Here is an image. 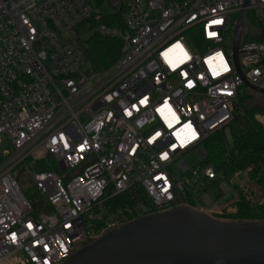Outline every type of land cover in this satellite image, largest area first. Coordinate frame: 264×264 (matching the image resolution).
<instances>
[{
    "label": "built area",
    "instance_id": "built-area-1",
    "mask_svg": "<svg viewBox=\"0 0 264 264\" xmlns=\"http://www.w3.org/2000/svg\"><path fill=\"white\" fill-rule=\"evenodd\" d=\"M104 1L122 26L96 31L122 48L94 72L80 30ZM244 9L241 67L264 87V0H0V140L12 145L0 151V264L63 262L129 220L106 202L136 185L150 200L137 216L180 204L226 215L214 207L237 192L221 181L215 198L207 184L219 173L207 165L199 183L188 157L205 162V142L238 109L232 41ZM47 156L58 170L32 169ZM28 171L37 207L19 181Z\"/></svg>",
    "mask_w": 264,
    "mask_h": 264
},
{
    "label": "water",
    "instance_id": "water-1",
    "mask_svg": "<svg viewBox=\"0 0 264 264\" xmlns=\"http://www.w3.org/2000/svg\"><path fill=\"white\" fill-rule=\"evenodd\" d=\"M247 15L241 11L233 30L234 60L245 86L264 98L240 63ZM59 264H264V218H223L180 204L110 226Z\"/></svg>",
    "mask_w": 264,
    "mask_h": 264
},
{
    "label": "trees",
    "instance_id": "trees-1",
    "mask_svg": "<svg viewBox=\"0 0 264 264\" xmlns=\"http://www.w3.org/2000/svg\"><path fill=\"white\" fill-rule=\"evenodd\" d=\"M100 23L122 26L121 16L118 13L109 12L95 13L84 22L80 30L82 35L80 45L88 57V70L94 72L111 66L120 56L122 48V41L119 38L105 37L96 31ZM247 100L248 95L243 96L240 92L238 109L226 126L231 132L232 146H227L224 137L225 129L212 134L205 142L207 152L205 163L213 166L219 173V178L211 181L207 187L212 189L213 196L217 199L223 195L219 187L221 181H225L231 189L237 192L239 198L234 204L236 211L223 217L262 219L264 218V126L257 121L255 114L264 112V105L259 103V101H264V98L259 97L249 103ZM32 169L35 171L58 170L50 156L37 161ZM245 172L250 180L261 187L262 201H254L253 192L248 191L247 185L239 183L238 175ZM23 191L35 207L43 202V198L34 188ZM140 202L150 204L146 192L141 186L136 185L110 198L106 202V207L111 213L121 212L127 216V219H132L137 216L134 211Z\"/></svg>",
    "mask_w": 264,
    "mask_h": 264
},
{
    "label": "rangeland",
    "instance_id": "rangeland-1",
    "mask_svg": "<svg viewBox=\"0 0 264 264\" xmlns=\"http://www.w3.org/2000/svg\"><path fill=\"white\" fill-rule=\"evenodd\" d=\"M95 8H96L97 13H101V14L112 11L110 9V7L108 6L106 1L95 2ZM240 92L243 96L248 95L247 103H249L250 101L257 100L260 97L259 95L251 92L246 86H243L241 88ZM259 103L264 105V101H259ZM257 116L263 117L264 112H257L255 114L257 121H259ZM259 122L264 126V124L261 121H259ZM224 137H225L227 146L231 147L233 142H232L231 132H230V129L228 127L225 128V130H224ZM204 146H205V144H204ZM205 149H206V146H205ZM11 150H12V145L9 142V140H7V138L5 136H1L0 151L5 152V151H11ZM188 163L194 169H196L197 167H200V171L198 174H196L195 179H197V181L199 183L204 182V178L201 175V173H202L201 169L203 167L207 166V164L203 161V159L200 156L193 154V155L188 157ZM31 173L32 172L28 171V173H26V175H21V177L19 179L23 190H33V188L36 190L35 186L33 185L32 180L30 179ZM238 178H239V183L241 185H247L248 191L253 192L252 199L254 201H262L263 200V194H262L261 187L259 185H257L254 181L250 180L246 172L239 174ZM235 198L238 200L239 197L236 196ZM233 201H234V199H233ZM234 204L235 203L234 202L232 203V200H228V201L224 200L222 202H219V204L214 208L221 210L226 215H230L231 212L236 211ZM104 212H105V214L107 213V211H104Z\"/></svg>",
    "mask_w": 264,
    "mask_h": 264
},
{
    "label": "snow or ice",
    "instance_id": "snow-or-ice-1",
    "mask_svg": "<svg viewBox=\"0 0 264 264\" xmlns=\"http://www.w3.org/2000/svg\"><path fill=\"white\" fill-rule=\"evenodd\" d=\"M216 23H219V21H216ZM177 47H179V45Z\"/></svg>",
    "mask_w": 264,
    "mask_h": 264
}]
</instances>
